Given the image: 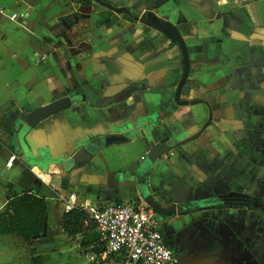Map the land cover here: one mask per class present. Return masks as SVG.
<instances>
[{
    "label": "crops",
    "instance_id": "obj_1",
    "mask_svg": "<svg viewBox=\"0 0 264 264\" xmlns=\"http://www.w3.org/2000/svg\"><path fill=\"white\" fill-rule=\"evenodd\" d=\"M104 1L132 16L95 1L0 0L7 11L0 16V215L12 195L35 194L48 203L46 230L34 245L0 235V264H94L97 256L82 249L81 236L64 231V200L75 194L78 205L148 207L136 195L135 175L146 147L110 146L69 174L60 165L64 157L126 123L147 124L155 141L191 138L210 111V127L197 140L154 164L152 191L175 213H153L152 222L180 264H264V212L220 201H264V0H168L156 10L189 50L181 99L208 105L176 101L182 55L166 35L134 18L145 13L144 0ZM130 84L141 90L127 97ZM68 91L93 104L77 103L31 128L24 163L16 157L8 168L17 156L10 139L24 113Z\"/></svg>",
    "mask_w": 264,
    "mask_h": 264
},
{
    "label": "water",
    "instance_id": "obj_2",
    "mask_svg": "<svg viewBox=\"0 0 264 264\" xmlns=\"http://www.w3.org/2000/svg\"><path fill=\"white\" fill-rule=\"evenodd\" d=\"M97 4L110 9L116 13H126L132 16L128 8H118L108 1L94 0ZM168 0H144L145 13L137 14L134 18L140 19L148 28H153L158 32L166 35L174 44L179 48L182 55L183 63V76L178 85L175 93V99L180 105H194V104H207L202 100L184 101L181 99V94L187 84L190 73V56L185 40L182 38L178 28L170 23L167 19L158 15L157 9L162 7ZM141 88L137 84H130L127 87V97L139 92ZM77 103L93 104V100H87L85 94H76L68 91V93L55 101L47 103L40 107L33 108L30 112L24 113V125L18 123L20 128H15L13 137L10 139L13 143V152L17 153L16 157L19 163H24L22 155L27 153L26 148V135L31 128H35L44 121L51 119L53 116L63 112L64 110L72 108ZM213 114L209 112L208 122L191 138L180 139L178 138H165L161 141H155L148 125L145 123L139 124H120L117 127L111 128L108 132L98 134L90 137L89 140L84 141L82 145L74 152L67 154L61 162V167L66 174L74 170H79L91 164L92 160L100 153L114 145L130 144L134 141H141L146 150L143 155V164L136 170V195L137 197L150 207L154 212L162 216H170L175 211H168L163 208L157 196L153 193L152 187L149 182V177L152 174L154 164L163 160L170 152L179 149L180 147L197 140L209 127L212 122ZM222 204L232 207H251L248 203L254 202L249 197H224L220 200ZM261 201V200H260ZM234 202H237L235 204ZM262 206L253 207L264 212V201H261Z\"/></svg>",
    "mask_w": 264,
    "mask_h": 264
},
{
    "label": "built area",
    "instance_id": "obj_3",
    "mask_svg": "<svg viewBox=\"0 0 264 264\" xmlns=\"http://www.w3.org/2000/svg\"><path fill=\"white\" fill-rule=\"evenodd\" d=\"M6 15L7 11L0 7V16ZM18 17L12 14L10 19ZM15 160L16 156L10 157L7 167H12ZM64 202L67 211L83 209L96 223L99 240L105 246L103 257L118 256V264H180L163 243L161 233L152 222L150 207L123 202L78 205L75 194H70Z\"/></svg>",
    "mask_w": 264,
    "mask_h": 264
},
{
    "label": "trees",
    "instance_id": "obj_4",
    "mask_svg": "<svg viewBox=\"0 0 264 264\" xmlns=\"http://www.w3.org/2000/svg\"><path fill=\"white\" fill-rule=\"evenodd\" d=\"M77 5H92L94 0H75ZM238 205L237 202H234ZM251 207H263L261 201L248 203ZM48 203L45 198L35 194L23 193L9 198L6 210L0 215V235L13 234L21 237L28 245H34L35 239L46 230ZM64 231L72 239L81 236L82 249H88L97 256L94 264H104L100 256L105 246L99 240L97 225L89 214L80 208L66 211ZM90 247H93L90 250Z\"/></svg>",
    "mask_w": 264,
    "mask_h": 264
},
{
    "label": "flooded vegetation",
    "instance_id": "obj_5",
    "mask_svg": "<svg viewBox=\"0 0 264 264\" xmlns=\"http://www.w3.org/2000/svg\"><path fill=\"white\" fill-rule=\"evenodd\" d=\"M252 200H256V201H260V199L258 198H251ZM153 211V210H152ZM170 211V210H168ZM172 211V210H171ZM154 214H157L156 212L153 211ZM160 215V214H159ZM162 216V215H161ZM163 217V216H162ZM159 232L161 233V236H162V240H163V243L172 251L173 255L179 260V263H180V257L174 252V249L172 248V246L167 242L165 236H164V233L162 232V230L158 229Z\"/></svg>",
    "mask_w": 264,
    "mask_h": 264
}]
</instances>
